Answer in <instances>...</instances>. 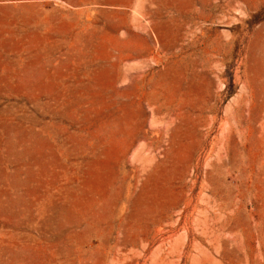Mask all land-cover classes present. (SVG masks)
<instances>
[{
    "label": "rangeland",
    "instance_id": "1",
    "mask_svg": "<svg viewBox=\"0 0 264 264\" xmlns=\"http://www.w3.org/2000/svg\"><path fill=\"white\" fill-rule=\"evenodd\" d=\"M0 264H264V0H0Z\"/></svg>",
    "mask_w": 264,
    "mask_h": 264
}]
</instances>
